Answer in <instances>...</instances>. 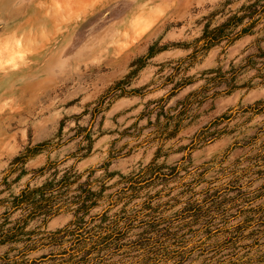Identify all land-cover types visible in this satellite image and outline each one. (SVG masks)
<instances>
[{
    "label": "rangeland",
    "instance_id": "obj_1",
    "mask_svg": "<svg viewBox=\"0 0 264 264\" xmlns=\"http://www.w3.org/2000/svg\"><path fill=\"white\" fill-rule=\"evenodd\" d=\"M255 2L0 0V264H264V16L191 56Z\"/></svg>",
    "mask_w": 264,
    "mask_h": 264
},
{
    "label": "trees",
    "instance_id": "obj_2",
    "mask_svg": "<svg viewBox=\"0 0 264 264\" xmlns=\"http://www.w3.org/2000/svg\"><path fill=\"white\" fill-rule=\"evenodd\" d=\"M241 12L243 13L242 15L235 14L221 26L213 30H206L204 36L198 41L201 44L194 49L191 56H195L201 51L219 45L223 41L233 44L243 35L250 33L264 16V5L259 6V4L255 2L249 6L243 7ZM16 161L19 162L20 158H17ZM50 169V165H47L42 168L41 171ZM74 182L75 181L71 180L70 172L67 171L59 180H56V183L53 185L51 182H47L45 186L39 188H31L30 185H27L25 189L20 191L19 195L13 196L12 200L7 202L6 206L10 211L7 212L13 214L14 212L21 210L25 215V218L19 219L18 221L24 224L27 222V219L42 216H55L62 211L69 209L73 204L80 205L77 212L89 210V208L96 204V201L93 200L94 193H90L88 189H84V184L79 186L81 193L74 197V199L71 201L64 199L66 192L63 190L69 188ZM7 212L4 214L6 215ZM69 226H67V228ZM77 228L81 229L79 237H83L82 230L85 228H82V226H77Z\"/></svg>",
    "mask_w": 264,
    "mask_h": 264
}]
</instances>
